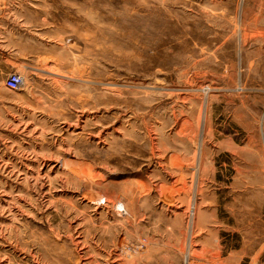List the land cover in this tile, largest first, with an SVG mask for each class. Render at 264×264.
Instances as JSON below:
<instances>
[{
    "label": "rangeland",
    "instance_id": "obj_1",
    "mask_svg": "<svg viewBox=\"0 0 264 264\" xmlns=\"http://www.w3.org/2000/svg\"><path fill=\"white\" fill-rule=\"evenodd\" d=\"M0 264H264V0H0Z\"/></svg>",
    "mask_w": 264,
    "mask_h": 264
},
{
    "label": "built area",
    "instance_id": "obj_2",
    "mask_svg": "<svg viewBox=\"0 0 264 264\" xmlns=\"http://www.w3.org/2000/svg\"><path fill=\"white\" fill-rule=\"evenodd\" d=\"M25 77L18 71L8 73L6 86L11 90H22L25 87Z\"/></svg>",
    "mask_w": 264,
    "mask_h": 264
},
{
    "label": "crops",
    "instance_id": "obj_3",
    "mask_svg": "<svg viewBox=\"0 0 264 264\" xmlns=\"http://www.w3.org/2000/svg\"><path fill=\"white\" fill-rule=\"evenodd\" d=\"M12 72V71H11ZM19 72V71H18Z\"/></svg>",
    "mask_w": 264,
    "mask_h": 264
}]
</instances>
